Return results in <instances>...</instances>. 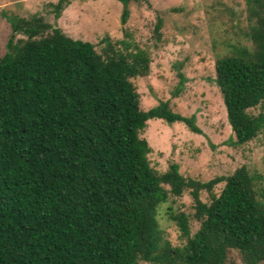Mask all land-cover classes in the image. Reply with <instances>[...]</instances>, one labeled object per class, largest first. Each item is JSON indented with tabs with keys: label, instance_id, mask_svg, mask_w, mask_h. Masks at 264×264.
<instances>
[{
	"label": "trees",
	"instance_id": "16d2710c",
	"mask_svg": "<svg viewBox=\"0 0 264 264\" xmlns=\"http://www.w3.org/2000/svg\"><path fill=\"white\" fill-rule=\"evenodd\" d=\"M117 1L124 24L128 4L138 0ZM244 1L250 47L235 46L214 62L236 143L264 129V111H249L264 110V0ZM70 2L51 3L54 17ZM7 19L11 33L0 57V264H224L230 248L246 264L264 261L263 189L244 165L205 181L182 175L174 161L161 172L150 165L151 147L140 136L148 119L201 129L194 114L172 110L168 100L140 108L130 78L147 74L145 50L105 35L97 52L40 15ZM186 189L200 225L190 233L188 214L168 207L184 238L172 245L158 227L156 207ZM201 189L209 202L200 199Z\"/></svg>",
	"mask_w": 264,
	"mask_h": 264
},
{
	"label": "rangeland",
	"instance_id": "374dc122",
	"mask_svg": "<svg viewBox=\"0 0 264 264\" xmlns=\"http://www.w3.org/2000/svg\"><path fill=\"white\" fill-rule=\"evenodd\" d=\"M55 1L0 0V57L6 51L11 33L7 21L11 14L40 15L70 37L90 41L97 52H101L103 43L99 40L105 35L111 41L124 38L136 43L148 53L150 61L146 75L130 78L138 92L140 108L146 110L168 100L172 110L183 115L194 114L201 129L195 133L181 122L168 124L160 118L148 119L140 136L151 147L150 165L161 172L174 161L182 175L200 181L227 176L244 165L264 194V129L247 142L236 143L214 82L217 57L231 52L235 46L250 47L245 35L250 22L246 19L244 0H138L128 4L129 16L124 24L119 22L121 3L117 0H71L68 11L63 13L62 9L57 18L51 5ZM158 21L159 27L154 31ZM178 73L182 79L176 94ZM249 111L256 114L264 110L256 106ZM222 185L223 181L212 190L218 193ZM199 194L202 201H210L207 190L201 189ZM168 207L188 214L190 233L194 232L200 222L192 217L188 189L180 196L169 195L156 207L155 217L162 234L172 245L180 246L184 238L174 221L167 217ZM138 264L150 263L138 260ZM224 264L246 263L237 249L230 248Z\"/></svg>",
	"mask_w": 264,
	"mask_h": 264
},
{
	"label": "crops",
	"instance_id": "0c3cea01",
	"mask_svg": "<svg viewBox=\"0 0 264 264\" xmlns=\"http://www.w3.org/2000/svg\"><path fill=\"white\" fill-rule=\"evenodd\" d=\"M70 3H71V2H70ZM70 3H69L66 7H64V9H63V13L66 12V11H68V7H69ZM68 17H69L68 20L71 21V18H70V17H71V14H68ZM60 19H63V15L61 16Z\"/></svg>",
	"mask_w": 264,
	"mask_h": 264
},
{
	"label": "clouds",
	"instance_id": "9594fccd",
	"mask_svg": "<svg viewBox=\"0 0 264 264\" xmlns=\"http://www.w3.org/2000/svg\"><path fill=\"white\" fill-rule=\"evenodd\" d=\"M192 132V131H191ZM147 141V140H146ZM150 146V145H149Z\"/></svg>",
	"mask_w": 264,
	"mask_h": 264
}]
</instances>
